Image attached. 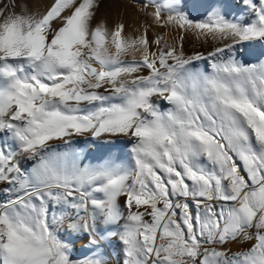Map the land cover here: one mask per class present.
I'll return each mask as SVG.
<instances>
[{
    "label": "snow or ice",
    "instance_id": "snow-or-ice-1",
    "mask_svg": "<svg viewBox=\"0 0 264 264\" xmlns=\"http://www.w3.org/2000/svg\"><path fill=\"white\" fill-rule=\"evenodd\" d=\"M240 4L250 18L209 4L196 20L146 0L151 24L126 35L93 27L99 0H0V264H106L112 238L120 264H264V61L242 47L264 41V0ZM189 33L210 50L186 55ZM74 137L106 150L84 163ZM62 233L92 257L73 260Z\"/></svg>",
    "mask_w": 264,
    "mask_h": 264
},
{
    "label": "bare ground",
    "instance_id": "bare-ground-1",
    "mask_svg": "<svg viewBox=\"0 0 264 264\" xmlns=\"http://www.w3.org/2000/svg\"><path fill=\"white\" fill-rule=\"evenodd\" d=\"M107 1L108 2L106 5V8L104 12L102 13V20L99 23L103 24L109 31L114 27L116 23H124L125 34L126 35H136L138 33V30H142L141 29L142 25L151 24V20L146 17L145 12H143L144 16H142L138 12H131V6L127 3L126 0H107ZM21 2H24V0H21ZM27 2L31 5L32 9L35 11V10H43L44 5L48 4L50 0H27ZM183 4H184L183 10L190 13L191 16L196 20H203L207 18L208 11L211 10L207 7L209 4L213 6H216L218 4L222 5L223 7L221 8V11L225 14L226 18L228 19H232L233 15L241 16L242 19L250 18V13L247 11L246 8H244L240 4V0H183ZM158 34L162 35L164 37L165 42L168 44H171L173 42V39L178 37L179 35V33L176 30L169 31L168 29H161L158 27L155 28L154 30L152 28L149 29L148 35L150 38L154 39L156 35ZM212 45H213V42L211 41V39H209L208 41H205L202 38L196 39L191 33H189L187 39L184 42L183 47H184L185 54L191 55L196 51L210 50ZM242 47L246 50V55L243 57V60L245 62L250 60L249 63L252 62V63L258 64L264 61V41L246 42ZM154 48L155 46H153V50ZM131 58H132L131 55L126 57V59L128 60H131ZM195 64L202 71H211L210 67H208L206 63L203 61H197L195 62ZM144 74H147V73L145 72ZM159 103H160L162 111L170 107V105H168L166 101H159ZM74 139L78 141V143L75 144V147L77 146L78 148H86V149L89 145L93 147L92 149L90 148L91 149L90 151L87 150L86 155L88 158L84 160V163H89V162L96 163L97 161L95 158L99 157L101 153L106 150V147H107L104 144H100L98 141H91V138H88L90 142L87 144H85L83 137H74ZM122 144H124L122 141L119 143L118 146L116 144L117 148L119 146H122ZM117 148H113L114 149L113 150L110 147L111 152L115 156L118 155ZM126 152L127 151L124 152L125 155H126ZM122 153H123V150H122ZM128 153L129 155L128 154L127 155L130 156V152ZM120 156H121V153H120ZM126 157H123V158H126ZM123 158H120V160H118L117 162H121V161L127 162V160ZM22 166H27V165H25L24 162H22ZM75 237L77 238L78 236H74L73 238ZM113 242H112L113 243L112 246L109 245V247L103 248V250L105 251V253L103 254H106V256H104L105 257L104 259H106V261L108 262L107 264H116V260L120 258L122 248H120V245L118 243H115L117 242L115 241V239ZM242 246L243 244L241 243H233L232 245L227 246V248H230L232 251H237L240 248H242ZM112 248L115 251L114 253H112L113 251ZM85 253L86 252L81 250L80 248L77 256L81 257V255H84Z\"/></svg>",
    "mask_w": 264,
    "mask_h": 264
},
{
    "label": "rangeland",
    "instance_id": "rangeland-1",
    "mask_svg": "<svg viewBox=\"0 0 264 264\" xmlns=\"http://www.w3.org/2000/svg\"><path fill=\"white\" fill-rule=\"evenodd\" d=\"M127 1V3L131 6V12H138V13H140L142 16H144L143 15V10H142V6H143V4L146 2V0H126ZM107 0H99V7H98V10H97V12H96V17H95V20L93 21V27H95L96 26V24L97 23H99V22H101V20H102V13L104 12V10H105V8H106V5H107ZM239 47V46H238ZM250 61V60H249ZM249 61H247V63H249ZM250 63H252V62H250ZM121 138V139H120ZM117 137V138H114L115 139V143L116 142H118V143H116L117 144V146L119 145V143L122 141L124 144H122V146H119L118 148H117V146H116V144L114 143L113 145L115 146H113V145H111L110 147H111V149H113V148H117V150H118V155L120 156V153H121V156H120V158H123V157H126V158H123V159H125V160H127L128 161V159L130 158V156H128L129 155V153L128 152H130V148L129 147H131L130 146V144H127V138H125V137ZM123 138H125V139H123ZM118 139H119V141H118ZM117 140V141H116ZM125 141V142H124ZM100 144H104V142H103V140H101V142L100 141H98ZM129 147H128V146ZM75 146V145H74ZM126 146V147H125ZM77 147V146H76ZM113 147V148H112ZM93 148V147H91V145H89L88 147H87V150L88 151H90L91 149ZM125 148H126V150H125ZM129 150H128V149ZM114 150V149H113ZM122 150H123V153H122ZM127 151L126 152V155H125V151ZM123 154V155H122ZM128 154V155H127ZM117 155V156H118ZM23 162V161H22ZM62 235H64V237H65V239H70V244H71V252H72V259L73 260H75V261H83V260H85V259H88V258H90V257H92V255H93V253H94V251H95V249H93L91 246H89L88 245V237H87V235H81V236H78L77 238L75 237V238H73V237H71V238H69L67 235H66V233H62ZM113 239V240H112ZM111 240L112 241H110V243H105L104 245H102V248H107V247H109V245L110 246H112L113 245V241H114V239H115V241H117V242H115V243H118L119 245H120V248H122V246H121V244H120V242H119V239L118 238H112ZM117 239V240H116ZM113 242V243H112ZM112 243V244H111ZM233 243H230V244H228V245H226V247L227 246H230V245H232ZM80 246V247H79ZM246 247H248V245L247 244H243V246H242V248H246ZM81 248V250H83V251H85L86 253L84 254V255H81V257L79 256H77V254H78V252H79V249ZM85 249V250H84ZM112 250H113V248H112ZM104 251V250H103ZM115 251L113 250L112 251V253H114ZM103 253H105V251L103 252ZM103 256H106V254H103ZM105 258V257H104ZM122 258V252H121V254H120V258L118 259V260H116V264H120V259ZM105 261H106V259H105ZM118 261V262H117ZM108 262L106 261V264H107Z\"/></svg>",
    "mask_w": 264,
    "mask_h": 264
}]
</instances>
